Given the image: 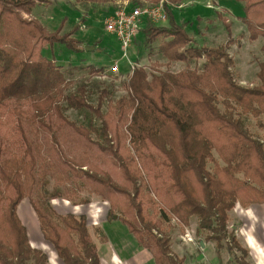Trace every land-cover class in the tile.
<instances>
[{
	"label": "trees",
	"instance_id": "obj_1",
	"mask_svg": "<svg viewBox=\"0 0 264 264\" xmlns=\"http://www.w3.org/2000/svg\"><path fill=\"white\" fill-rule=\"evenodd\" d=\"M72 1L102 5L109 0ZM117 1L128 0H114ZM182 1L164 0L162 6L169 25L156 27L149 22L144 30L145 45L150 47L159 41L157 52L168 62L203 59L201 70L147 72L143 67H135L128 77L126 97L113 101L109 91L103 89L92 105L87 101L84 86L66 94L61 67L42 54L44 46L54 44L81 52V42L73 38L74 31L50 33L31 16L32 9L47 3L46 0H0V108L20 113L19 129L28 120L38 130L47 132L49 150L55 157L51 169L24 139L26 148L22 158L0 161V264L48 262L46 254L30 245L26 228L18 218L17 207L25 199L36 215L44 241L52 246L61 264H100L86 216L57 215L48 202L33 198L41 166L53 177L60 173L57 178L63 183H68L73 176L82 177L106 189L110 196L122 195V216L117 221L126 227L137 245L151 254L154 264H182L184 259L173 255L168 237L161 234L159 222L144 214L139 200L142 186L130 168L135 156L146 157L154 165L150 184L162 214L172 216L183 227L195 216L197 230L209 232L206 239L214 241L217 248L227 239L243 256L248 255L234 235L227 234L226 228L228 213L234 209L241 193L253 188L258 202H264L263 143L248 132L238 117L264 115V64H259L256 86L237 84L231 71L233 61L227 52L232 43L230 24L218 13L227 32L226 45L211 49L192 47L193 40L174 22L168 8ZM235 1L243 6V17L238 20L245 25L248 40H264V0ZM133 2L141 6L146 2L158 5L160 0ZM261 50L264 51V45ZM218 103L223 107L222 112ZM23 105L28 112L25 117H22ZM66 109L87 111L99 125L89 122L87 128L76 126L64 117ZM53 118L95 145L99 152L110 155L128 184H118L108 174L99 175L87 169V162L65 155ZM123 135L134 158L124 155L127 150ZM152 149L158 154L159 163L150 152ZM208 164L212 165L211 170ZM159 166L165 171L166 180L158 173ZM246 197L241 200L242 207L249 204L250 198ZM56 198L69 200L54 189L49 200ZM101 199L109 201L105 195ZM109 204L106 220L112 221L118 206L116 202L109 201ZM100 240L107 241L102 234Z\"/></svg>",
	"mask_w": 264,
	"mask_h": 264
},
{
	"label": "rangeland",
	"instance_id": "obj_2",
	"mask_svg": "<svg viewBox=\"0 0 264 264\" xmlns=\"http://www.w3.org/2000/svg\"><path fill=\"white\" fill-rule=\"evenodd\" d=\"M46 1L47 3L35 6L32 9L31 16L37 19L48 32L60 30L61 34H65L74 31L73 38L82 42L80 45L81 52H74L63 44L47 45L42 49V54L45 57L53 60L61 67L66 81V94H71L77 87L84 86L87 92V101L95 105L99 91L103 89L109 91L110 99L113 101L126 97L128 77L133 67H143L147 72L157 70L158 72L169 71L171 73H178L186 68L200 71L202 68L203 59L191 60L186 63L168 62L157 52L159 41L150 47H146L144 30L147 25L138 34L135 43L126 51V57L123 56L118 41L115 37L108 35L103 26L106 13L113 7L118 6L114 0H109L102 5L84 2L74 3L72 0ZM133 1L136 0H131L129 3L134 4ZM137 2L140 3V0H137ZM160 2L163 3L164 0H160ZM168 8L174 22L182 26L193 40L190 46L196 48L211 49L226 45L228 41L227 32L218 19L219 13L230 24L232 43L228 46L227 52L233 61L231 71L234 80L237 84L248 88L258 84L259 64H264V51L261 50L264 40L263 38H258L253 42L248 40L246 27L238 20V18L243 17V6L240 2L235 0H183L180 5L169 6ZM82 20L83 22L80 24ZM168 25L169 20L166 19L154 26L167 27ZM86 46L93 47L94 50L86 51L84 50ZM114 64H117L119 73H108V69ZM96 68H100V70L91 71V69ZM217 105L222 112L223 107L221 104L218 103ZM62 106L65 107L66 105L62 103ZM105 108L104 105L102 110L105 111ZM22 109V117H25L28 115L27 107L23 105ZM63 115L69 122L83 128H87L89 122H92L95 126L99 125V122L84 110L66 109ZM19 116L20 113H16L11 108H0V161L9 158H22L25 155L26 140L30 144L33 153H39L42 160L47 161L52 169L51 165L55 163V157L49 150L50 135L45 131L38 130L28 120L24 122L22 130L19 129L17 126ZM238 117L243 121L248 132L258 138L264 147V128L258 126L260 124L264 127V115L259 118L242 115ZM53 121L56 125L55 132L65 155L75 161L87 162V169L99 175L108 174L118 184H128L117 163L110 155L99 152L95 145L84 140L55 118H53ZM91 136L95 140V135L91 134ZM122 140L124 148L127 150L124 155L133 157V152L129 150L125 135L122 136ZM150 152L153 154L156 163H159L158 154L153 149ZM37 158L39 157L37 156ZM40 165L41 163L38 166ZM207 167L211 170L212 165L208 164ZM130 168L131 172L138 177V183L142 186L139 200L142 202L145 216L159 222L161 234L168 237L173 255L179 259H184L182 264H237L240 261L248 264H260L256 252L254 253L253 249H250V246H253L251 241L249 244L245 242V239L248 237L253 238V236L247 234L245 238L242 237L247 230V222L244 219H262L264 217L261 212V209L264 208V202H258V195L253 188L241 193L234 209L228 213L227 234H233L239 246L248 252L247 256H243L240 250L236 249L227 239L221 242L220 248H217L214 241L207 240L206 238L210 233L197 230L198 221L195 216L190 218L187 227H183L172 216L162 214L159 200L151 189L150 183L155 173L154 165L149 159L135 156ZM162 169L159 166L158 173L161 178L166 180V173ZM59 175L61 176L58 173L53 177L45 166H41L37 172L38 185L33 198L48 202V205L57 215L86 216L88 232L93 243L97 245L98 252L100 251L99 243H101L100 237L102 234L109 237L112 241L111 247H115L114 250L116 249L120 253L121 258L126 257L128 248L122 238V232H125L126 227L120 221H117V218L122 216L120 208L124 197L122 195L110 196L106 189H102L82 177L73 176L68 183H63L62 180L57 178ZM54 189H57L64 196H68L70 201L61 198L49 200V196ZM99 192L100 194H98ZM101 195L107 196L110 203L116 202L118 207L113 212L116 217L115 220H106L110 204L109 201H103ZM246 196L250 198L249 204L242 207L241 200L246 199ZM83 200H87L89 203L86 205L81 204ZM26 204H28L27 207H25ZM26 210L30 216L25 214ZM18 214L26 225L28 239L33 242L31 246L46 254L47 264H61L56 254L52 259L50 253L43 250L44 244L48 243L44 241L40 233L37 218L28 200L25 199L20 205ZM99 230L101 234H99ZM252 230H256V227H253ZM255 234L259 245L264 250V241L258 231H255ZM254 241V243H257L256 240ZM100 257L104 261V252L101 251ZM142 261L139 260L140 263Z\"/></svg>",
	"mask_w": 264,
	"mask_h": 264
},
{
	"label": "built area",
	"instance_id": "obj_3",
	"mask_svg": "<svg viewBox=\"0 0 264 264\" xmlns=\"http://www.w3.org/2000/svg\"><path fill=\"white\" fill-rule=\"evenodd\" d=\"M129 1L131 0L115 2L118 6L110 9L103 19L104 31L116 38L125 57L126 51L135 43L138 34L149 22L156 25L167 19L162 2L158 5L144 3L141 6L130 4ZM108 73H119L117 64L110 67Z\"/></svg>",
	"mask_w": 264,
	"mask_h": 264
},
{
	"label": "crops",
	"instance_id": "obj_4",
	"mask_svg": "<svg viewBox=\"0 0 264 264\" xmlns=\"http://www.w3.org/2000/svg\"><path fill=\"white\" fill-rule=\"evenodd\" d=\"M23 202H24V200L21 201V203L17 207V215H18V218L20 219L21 223L26 228V225L23 223V221L21 220V218L19 217V214H18L19 207ZM27 206H28V204L25 205V207H27ZM261 212H262V216H264V208L261 209ZM25 214L27 216H30L29 212L27 210L25 211ZM244 220H245V222H247V225H246L247 230L245 231V233H243V235L242 234L241 235L243 238H245L247 236V234L253 236L254 239L251 237H248L249 239L248 238L245 239V242L249 244V242L251 241L253 246H250V249H253L254 253L256 252L257 259H259V263L264 264V250L262 249L261 245H259V243L257 241L258 239H257L256 234H255V231L256 232L258 231L261 239L264 241V217L262 219L253 218L250 220H248V219H244ZM113 222H115V221H113ZM253 227H256V230H252ZM121 231H123V230H121ZM122 233H123V236L122 235L121 236L124 239V242L126 243V247L128 248V255L126 257L124 256L123 258H121V255H119L120 253H118L116 249L114 250L115 247H111L112 241L109 239V237L106 236V240H107L106 243H102V242L99 243L100 244V247H99L100 251L98 252V250H97V253H98V256L100 259V264H142V262H143V264H154V261H153L151 254L148 251L140 248L137 245L134 237L128 233L127 229L125 230V232H122ZM254 240H256L258 244L254 243L255 242ZM29 243L31 245L33 242H30V240H29ZM44 246L45 247H42L43 250L46 251L47 253H50V255L53 259V257H55V253L53 251V248L51 246H49V244H44ZM95 246H97V245H95ZM96 249H97V247H96ZM101 251L104 252V254H105L104 261H102V259L100 257ZM143 259H144V261H142ZM139 260H141L142 262L140 263Z\"/></svg>",
	"mask_w": 264,
	"mask_h": 264
},
{
	"label": "water",
	"instance_id": "obj_5",
	"mask_svg": "<svg viewBox=\"0 0 264 264\" xmlns=\"http://www.w3.org/2000/svg\"><path fill=\"white\" fill-rule=\"evenodd\" d=\"M84 50H86V51H93L94 50V48L93 47H84ZM116 219V217L114 216L113 217V220H115Z\"/></svg>",
	"mask_w": 264,
	"mask_h": 264
}]
</instances>
